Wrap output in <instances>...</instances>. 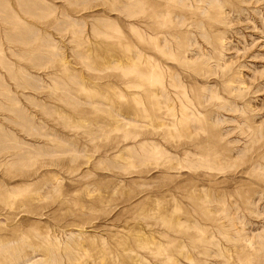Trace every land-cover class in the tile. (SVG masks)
I'll use <instances>...</instances> for the list:
<instances>
[{"label": "rangeland", "instance_id": "374dc122", "mask_svg": "<svg viewBox=\"0 0 264 264\" xmlns=\"http://www.w3.org/2000/svg\"><path fill=\"white\" fill-rule=\"evenodd\" d=\"M0 264H264V0H0Z\"/></svg>", "mask_w": 264, "mask_h": 264}]
</instances>
